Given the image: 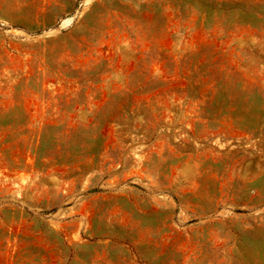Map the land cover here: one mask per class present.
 Wrapping results in <instances>:
<instances>
[{
    "label": "rangeland",
    "instance_id": "374dc122",
    "mask_svg": "<svg viewBox=\"0 0 264 264\" xmlns=\"http://www.w3.org/2000/svg\"><path fill=\"white\" fill-rule=\"evenodd\" d=\"M0 264H264V0H0Z\"/></svg>",
    "mask_w": 264,
    "mask_h": 264
}]
</instances>
